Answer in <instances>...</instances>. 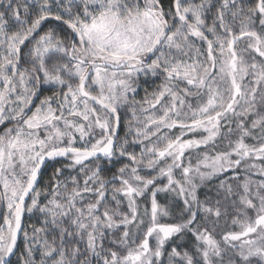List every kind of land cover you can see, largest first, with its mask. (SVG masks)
Here are the masks:
<instances>
[{
    "label": "snow or ice",
    "instance_id": "1",
    "mask_svg": "<svg viewBox=\"0 0 264 264\" xmlns=\"http://www.w3.org/2000/svg\"><path fill=\"white\" fill-rule=\"evenodd\" d=\"M0 264H264V0H0Z\"/></svg>",
    "mask_w": 264,
    "mask_h": 264
},
{
    "label": "trees",
    "instance_id": "2",
    "mask_svg": "<svg viewBox=\"0 0 264 264\" xmlns=\"http://www.w3.org/2000/svg\"><path fill=\"white\" fill-rule=\"evenodd\" d=\"M144 96V92H143V89H141L140 91H139V94H138V96H137V99H141L142 97ZM121 135H123V127L121 128ZM21 244H22V241H21ZM15 258H13V260H14Z\"/></svg>",
    "mask_w": 264,
    "mask_h": 264
},
{
    "label": "rangeland",
    "instance_id": "3",
    "mask_svg": "<svg viewBox=\"0 0 264 264\" xmlns=\"http://www.w3.org/2000/svg\"><path fill=\"white\" fill-rule=\"evenodd\" d=\"M193 162H195V161H193Z\"/></svg>",
    "mask_w": 264,
    "mask_h": 264
}]
</instances>
